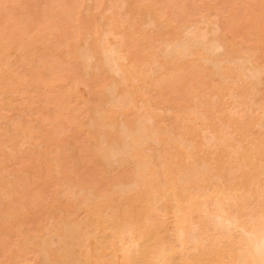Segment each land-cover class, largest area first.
Instances as JSON below:
<instances>
[{"label":"rangeland","instance_id":"1","mask_svg":"<svg viewBox=\"0 0 264 264\" xmlns=\"http://www.w3.org/2000/svg\"><path fill=\"white\" fill-rule=\"evenodd\" d=\"M26 1L0 0V264H48L59 258L61 261L51 264H61L62 259L64 264L72 249L76 256L71 258L81 259L79 263L74 258L76 264L87 260L88 264H125L134 254V264H164V258L170 257L175 264L179 257L180 262L191 264H235L236 260V264H245L249 257L246 264H264L260 253L264 230H259L264 225V0ZM126 43L132 47L126 45L124 50ZM135 53L145 59L141 61ZM225 66L238 67L240 74L230 70L228 77ZM174 71L184 79L173 77ZM141 76H148L149 83L143 80L146 84L141 85ZM206 77L213 79L211 86L206 88L205 82L198 88L203 82L198 79ZM212 84L217 91L211 89ZM191 126L194 133L189 135ZM219 147L218 152L223 157L226 154L224 161L228 159L231 165L225 166V173L212 165L223 160L216 154ZM174 152L184 154L185 165L177 167L178 172L174 169L171 177L172 188L176 194L181 192L180 199L176 194L173 198V190L165 194L172 186L164 185L170 180L165 165L178 158ZM144 168L156 169V182L163 185L162 197L157 196L161 200L137 214L133 209L143 200L138 198L142 197L139 187L150 189V180L155 179L152 169L153 177ZM247 171H251L246 175L248 181L245 178L247 185L244 182L241 189L237 187L239 196L235 190L230 193L231 179L237 180L241 176L237 173ZM222 173L226 176H219ZM141 176H145L143 180ZM110 191L112 196L119 192L123 200L128 198L125 208L136 213L130 212L135 219L127 216L123 222L127 226L121 225L128 231L121 230L112 241L115 243H109L111 248L103 245L98 249L100 244L91 248L94 243L86 244L82 238L84 245L75 248L81 249L82 256L71 247L64 249L72 252L59 257L55 248H63L58 245L63 246L70 234L65 230L74 220V226L80 227L77 225L89 208L86 204L92 202L88 201L94 197L92 203H96L102 194L111 196ZM83 196L89 199L85 204ZM132 196H138L137 201ZM67 200L74 202L66 206ZM190 200L197 205L192 206ZM79 205L83 209L77 208ZM57 220L68 228L62 231ZM52 229H56L54 234ZM151 235L153 239L158 235L157 242ZM42 236L43 243L47 239L49 245L42 243ZM142 236L144 240L150 236L156 245L150 243L153 249L145 260L136 255L141 247L150 246ZM254 245L257 252L251 257L248 253ZM44 247L47 250L43 251ZM87 254L95 257L92 263ZM256 255L261 257L256 259Z\"/></svg>","mask_w":264,"mask_h":264},{"label":"bare ground","instance_id":"2","mask_svg":"<svg viewBox=\"0 0 264 264\" xmlns=\"http://www.w3.org/2000/svg\"><path fill=\"white\" fill-rule=\"evenodd\" d=\"M28 1H29V0H28ZM30 1H31V0H30ZM25 2H27V1L25 0ZM21 3H22V2H21ZM22 4H23V3H22ZM24 4H25V3H24ZM147 5H148V4H147ZM23 6H24V5H23ZM145 7H146V6H145ZM173 12H174V11H172L171 13H173ZM116 13H117V12H116ZM119 14H120V12H119ZM118 16H119V15H118ZM117 19L119 20V18H117ZM205 29H206V28H205ZM50 30H52V29L50 28ZM67 30H68V29H67ZM33 31H34V30H33ZM52 31H55V28H54ZM68 31H69V30H68ZM49 33H50V32H49ZM53 33L55 34V32H53ZM53 33H52V34H53ZM33 36H34V35H33ZM33 36H32V37L30 36V37H31V38H35V37H33ZM60 36H61V35H60ZM200 36H201V35H200ZM55 37H56V34H55ZM61 37H62V36H61ZM36 38H37V37H36ZM58 38H59V37H58ZM31 40H32V39H31ZM33 40H34V39H33ZM35 40H37V39H35ZM35 40L32 41V42H35ZM38 40H39V39H38ZM51 40H53V39H51ZM59 40H60V38H59ZM54 41H55V40H54ZM56 41H57V40H56ZM56 41H55V42H56ZM62 42H64V41H62ZM125 42H127V41H125ZM30 43H31V42H30ZM30 43H29V44H30ZM36 43H37V42H36ZM44 43H45V42H44ZM56 43H57V42H56ZM56 43H55V44H56ZM121 43H122V42H121ZM259 43H260V42H259ZM0 44H2V43H0ZM4 44H5V43H4ZM4 44H3V45H4ZM7 44H8V43H6L5 45L7 46ZM32 44H33V43H32ZM52 44H53V42H52ZM117 44H118V43H117ZM8 45H10V43H9ZM58 45H59V44H58ZM61 45H62V44H61ZM121 45H124V44H121ZM126 45L128 46L129 44L126 43L125 46H123V47H125L124 50H126ZM49 46H51L50 41H49ZM53 46H54V44H53ZM53 46H52V47H53ZM56 46H57V44H56ZM17 47H18V46H17ZM128 47L131 48L132 45H129ZM136 47H137V49L139 48L138 50H140V46H139V45H136ZM22 48H23V47H22ZM129 48H127V50H128ZM24 49H25V48H24ZM49 49H50V48H49ZM51 49H52V48H51ZM53 49H54V48H53ZM119 49H120V48H118V50H119ZM21 50H22V49H21ZM34 50H35V49H34ZM34 50H33V52H34ZM37 50H38V49H37ZM40 50H41V49H40ZM40 50H39V52H40ZM113 50H114V49H113ZM113 50H112V51H113ZM121 50H122V48H121ZM124 50H123V52H124ZM25 51H26V50H25ZM106 51H107V50H106ZM109 51H110V50H109ZM19 52H20V51H19ZM29 52H31V51H29ZM33 52H32V53H33ZM39 52H38V53H39ZM120 52H121V51H120ZM197 52H198V51H196V53H197ZM45 53H46V52H45ZM34 54H35V53H33V54H31V55H34ZM39 54H40V53H39ZM115 54H116V53H115ZM122 54L125 55V52L122 53ZM199 54H200V52H199ZM18 55H19V54H18ZM119 55H121V54H119ZM123 55H121V57H122ZM197 55H198V54H197ZM22 56H23V58H24V57H25V54L22 55ZM22 56H21V57H22ZM47 56H49V55L47 54ZM135 56H137L141 61H143V60L145 59V57H144L142 54H136V53H135ZM145 56L147 57L148 55H145ZM19 57H20V56H19ZM23 58H22V60H23ZM118 58H119V57H116V59H118ZM124 58H125V56H123L122 59H124ZM19 59H21V58H19ZM122 59H120V60H122ZM27 62H28V59H27ZM21 63H22V62H21ZM21 63H20V64H21ZM117 65H118V64H117ZM166 65H168V64H166ZM175 65H176V64H175ZM177 65H178V64H177ZM179 65H180V64H179ZM188 65H189V64H188ZM188 65H187V66H188ZM19 66H20V65H19ZM122 66H123V65H122ZM124 66H126V65H124ZM128 66H129V65H128ZM163 66H164V65H163ZM168 66H169V65H168ZM180 66H181V65H180ZM189 66H190V65H189ZM237 66H238V65H237ZM120 67H121V66H120ZM182 67H183V66H182ZM182 67H181V68H182ZM184 67H185V66H184ZM184 67H183V68H184ZM176 68H177V66H176ZM225 68H226V66H225ZM230 68H232V67L226 68V70H225V72H226V71L229 69V70L227 71V73H226V75H227L228 77H230V76L228 75V72H229L230 70H234V71H236V73L240 74L239 72H237V71H239V68H238V67H237V68H236V67H233L232 69H230ZM234 68H235V69H234ZM122 69H124V68H122ZM129 69H130V68H129ZM169 69H170V68H169ZM240 69H241V68H240ZM125 70H128L127 67H126ZM132 70H134L133 67H132ZM174 70H175V69H174ZM182 70H184V69H182ZM130 71H131V69H130ZM130 71H125V72H128V73H129ZM134 71H135V70H134ZM134 71H133V72H134ZM165 71H166V70H165ZM167 71H168V70H167ZM180 71H181V70H180ZM196 71H197V70H196ZM133 72H131V73H133ZM137 72H139V71L137 70ZM168 72L170 73V71H168ZM176 72H177V71H176ZM176 72L174 71L173 74H175V75H174L173 77H176V75H177V79H179L180 76H178V73L176 74ZM223 72H224V70H223ZM236 73H235V75H236ZM125 74H127V73H125ZM173 74H172V75H173ZM219 74H220V73H219ZM166 75H168V74H166ZM179 75H180V74H179ZM181 75H183V74L181 73ZM221 75H222V74H221ZM221 75H220V76H221ZM226 75L223 76V77H226ZM241 75H242V74H241ZM241 75H240V76H241ZM13 76H14V75H12V76H10V77H13ZM164 76H165V74H164ZM30 77H31V76H30ZM30 77H29V78H30ZM143 77H144V76H143ZM203 77H205V76H203ZM203 77H201V78H203ZM232 77H233V76H231L230 79H232ZM236 77L238 78L239 75L235 76V78H236ZM29 78H27V79L29 80ZM201 78L198 79V80H200L201 82H202V80H203V82H202V83H198L199 85L201 84L200 86L198 85V88L201 89V88H202V84L205 83V82H206V83H205L206 88H208L207 85H209V84H210V80H213V79H211V78L209 79V77H206L207 79H209L208 82H207V80L204 81V79H206V78H204V79H201ZM240 78H241V77H240ZM15 79H16V77H15ZM17 79H18V78H17ZM27 79H26V82L28 81ZM33 79H34V78H33ZM159 79H161V78H159ZM183 79H184V78L181 77V78H180V81L183 80ZM224 79H226V78H224ZM228 79H229V78H228ZM18 80H20V79H18ZM18 80H16V83L19 82ZM139 80H140V81L142 80V81H141V85H143V83H145V82H146V83H149V82H147V81L149 80V79H148V76H146V79L142 78V76H141V77L139 78ZM143 80H145V82H144ZM226 80H227V79H226ZM232 80H233V79H232ZM235 80L238 81V79H235ZM235 80H234V81H235ZM29 81H30V80H29ZM33 81H34V80H33ZM227 81H228V80H227ZM11 82H12V81H11ZM11 82H10V83H11ZM31 82H32V80H31ZM31 82H29L30 85L32 84ZM212 82H213V81H211V83H212ZM221 82H222V81H221ZM221 82H219V83L217 84V87L220 86L219 84H220ZM238 82H239V81H238ZM238 82H237V86L240 87V86L238 85ZM10 83H9V84H10ZM27 83H28V82H27ZM146 83H145V84H146ZM207 83H208V84H207ZM12 84H14V83H12ZM182 84H183V83H182ZM221 84H222V83H221ZM6 85H7V84H6ZM10 85H11V84H10ZM32 85H33V84H32ZM141 85H140V86H141ZM183 85H184V84H183ZM205 85L203 84V86H205ZM218 85H219V86H218ZM234 85H235V84H234ZM22 86H23V85H22ZM209 86H211V84H210ZM212 86H214V84H212ZM223 86H224V85H223ZM221 87H222V86L219 87V91H221ZM142 88H143V87H142ZM147 88L149 89L148 85H147ZM210 88H211V87H210ZM210 88H209V90H211V89L216 90V89H215L216 86H214V88H211V89H210ZM233 88L235 89L234 86H233ZM203 89H204V87H203ZM217 89H218V88H217ZM198 90H199V89H198ZM205 90H206V89H205ZM207 90H208V89H207ZM140 91H141V90H140ZM216 91H217V90H216ZM219 91H218V93H219ZM237 91H238V90H237ZM148 92H150V91H148ZM213 92H214V91H213ZM239 93H240V92H239ZM239 93H238V94H239ZM141 94H142V93H141ZM210 94H212V92H210ZM213 94H214V93H213ZM213 94H212V96H213ZM216 94H217V93H215L214 95L217 96L218 94H217V95H216ZM242 94H243V93H242ZM207 95H208V92H207ZM197 96H198V95H197ZM210 96H211V95H210ZM240 96H241V94H240ZM242 96H243V95H242ZM198 97H199V96H198ZM199 98H201V97H199ZM204 98H205V97H204ZM207 98H209V95H208ZM200 100H201V99H200ZM202 100H203V97H202ZM205 100H206V99H205ZM250 102H251V101H250ZM243 112H244V111H243ZM246 113H248V112H246ZM246 113H242V114H244V116H245ZM246 115H247V114H246ZM232 117H233V116H232ZM240 117H241V116H240ZM189 118H190V117H189ZM228 118H229V117H228ZM241 118H242V117H241ZM190 119H192L191 121L194 120V118H192V117H191ZM229 119H230L231 121H232V119H233V121H235L237 118H236V117H233L232 119H231V118H229ZM238 119H239V118H238ZM242 119H243V118H242ZM240 120H241V119H240ZM236 121H237V120H236ZM192 123H193V122H192ZM251 126H252V125H251ZM191 128H192V126L190 127V130H191ZM193 129H194V128H193ZM195 129H196V128H195ZM195 129H194V130H195ZM189 132H190V131H189ZM159 133H160V132H159ZM192 133H194V131L191 130V132H190L189 135H191ZM27 134H28V133H27ZM215 137H216V136H215ZM164 139H165V138H164ZM214 139H215V138H214ZM219 139H220V136H219ZM162 140H163V139H162ZM165 140H166V139H165ZM212 140H213V139H212ZM215 140H216V139H215ZM222 143H223V141H222ZM201 144H202V143H201ZM220 144H221V143H220ZM202 145H203V144H202ZM199 146H200V145H199ZM219 146H220V145H219ZM222 146H224V145H222ZM217 147H218V145H217ZM220 147H221V146H220ZM220 147L217 148V150H216V154H219V153H220L218 156H221V155H222L221 152H218V151L221 150ZM224 147L227 148V146H224ZM224 147H223V148H224ZM248 147H249V146H248ZM201 148H202V147H201ZM246 148H247V147H246ZM219 149H220V150H219ZM164 150H166V149H164ZM168 150H169V149H168ZM222 151H223V154H225V150H222ZM205 152H206V150H205ZM169 153H170V152H169ZM174 153H175V152H174ZM182 154H183V153H182ZM227 154H228V153H227ZM97 155H99V154H97ZM173 155H174V154H173ZM176 155H177V157H178L176 160L173 159V158H171V160L173 159L172 161L170 160V161H171L170 164H172V165H170V164H169L170 161H168V164H169V165H165L166 167L164 166V167H165V172H166L165 175L167 176V178H168V177L170 178V180L165 179V180H167V183H166V181H164V185L167 184L166 186H169V184L172 183L171 177H172L173 174H175V170H177V167H179V166H181V165H182L181 167H183V166L185 165L184 159H183V157H182L184 154H183V155H180V152H179V153L177 152V153H175L174 156H176ZM178 155H179V156H178ZM180 156H181L182 158H180ZM225 156H226V154L224 155V157H223V155H222V159H223V160H221V158L219 157L221 162H218V161H219L218 158H217L218 160H216V161L213 162V164H212V165H213V169H214V168H217V169L223 171V173H225V171H224L225 166H226V167L231 166V165L228 164V163H229L228 159L224 161ZM97 157H98V156H97ZM171 157H172V156H171ZM227 157H228V156H227ZM203 158H204V157H203ZM182 159H183V160H182ZM210 159H211V158H210ZM239 159H240V158H239ZM241 159H242V158H241ZM202 160H203V159H202ZM212 160H215V157H214V159H212ZM212 160H210V162H211ZM236 161H237V160H236ZM239 161H240V160H239ZM183 162H184V163H183ZM237 162H238V161H237ZM237 162H236V163H237ZM193 163H194V162H193ZM231 163H232V161H231ZM236 163H235V164H236ZM238 163L240 164V162H238ZM183 164H184V165H183ZM239 164H238V165H239ZM228 165H229V166H228ZM240 165H241V164H240ZM149 167H150V166H149ZM193 167H194V166H193ZM193 167H192V168H193ZM236 167H237V165H236ZM146 168H147V167H146ZM146 168H144V170H145ZM179 168H180V167H179ZM192 168H191V169H192ZM231 168H232V167H231ZM150 169H152V173H153V175H154V172L156 171V169H155V171H154V168H149V170L146 169L147 171H150V172H149V175L151 174L150 176L153 177V175H152ZM163 169H164V168H163ZM174 169H175V170H174ZM193 169H194V168H193ZM229 169H230V168H229ZM146 170H145V171H146ZM194 170H195V169H194ZM211 170H212V169H211ZM240 170H241V169H240ZM147 171H146V173H147ZM163 171H164V170H163ZM191 171H192V170H191ZM191 171H189V172H191ZM212 171H213V170H212ZM228 171H229V170H228ZM143 172H144V171H143ZM177 172H178V170H177ZM210 172H211V171H210ZM217 172H218V171H217ZM146 173H144V174H146ZM155 173H156V172H155ZM223 173H222V174H219V176H222ZM227 173H228V172H227ZM229 173H230V171H229ZM239 173H240V172H239ZM239 173H237L238 175H241V176L239 177V179L236 180V178L233 176V177L235 178L236 182H237L236 184L233 183V182H235V180H233L234 178L231 179V182H232L231 185L234 184V186L232 187V186L230 185V188H231V190H232L230 193H232L234 190H235V192H236V191H237V187H239V186L241 187L242 184L244 185V182H245V184L248 183V182H247V181H248V179H247L248 176H246V175L249 174V173H251V171H249V172L247 171V172H244V173L241 172L240 174H239ZM163 174H164V173H163ZM230 174H231V173H230ZM141 175H143V173H142ZM147 175H148V174H147ZM149 175H148V176H149ZM165 175H164V177H166ZM224 175L226 176V174H224ZM224 175H223V177H225ZM92 176H93V175H92ZM144 177H145V176H143V177L141 176L142 180L144 179ZM237 177H238V176H237ZM141 178H140V180H141ZM154 178H155V175H154ZM227 178H228V177H227ZM245 178L247 179V181H245ZM172 179H173V177H172ZM224 179H226V178H224ZM228 179H229V178H228ZM240 180H241V181H240ZM93 181H95V180H92V183H94ZM147 181H149V180H147ZM156 181H157L156 178H155V179H151V180H150V183H149V186H151V188L148 189V188H149V187H148L147 190H145L146 188H144L145 191L142 189L143 185H142L141 187H139V188L142 190V193H141V194H142V197H138V196H137V197L139 198V200H140V199H143V200H140V202H141V204H142L143 206L140 204V202H138V203L140 204V206H139V204H138L137 206L134 207V209L132 208L133 210H136V211L138 210V211H137V212H138L137 214H139V213L143 210L144 207H145V211H146V209L148 208V205H149V207H152L151 205H152V202H153V201L155 202V201H159V200H161V199H158V198H161V197H162V196H161V197L159 196L160 194H162V191H161V185H162V182H161V184L159 185L158 183H160V182H156ZM207 182H208V181H207ZM223 182H224V180H223ZM225 182H226V181H225ZM225 182H224V185L227 186V185L225 184ZM229 182H230V179H229ZM87 183H88V182H87ZM173 183H174V181H173ZM204 183H206V182H204ZM204 183H203V184H204ZM91 185H92V184H91ZM91 185H90V186H91ZM171 185H172V184H171ZM236 185H238V186H236ZM246 185H247V184H246ZM189 186H190V185H189ZM203 186H204V185H203ZM203 186H202V187H203ZM169 187H170V186H169ZM172 187L175 188V184L172 185L170 188H168V190H166L167 192L165 191V192H166L165 194H167L168 192H170V190H173V191H174V189H173ZM240 187H239V188H240ZM92 188H93V187H92ZM92 188H90V189H92ZM188 188H190V187H188ZM188 188H187V189H188ZM239 188H238V190H239ZM2 189H3V188H2ZM4 189H5V188H4ZM240 189H241V188H240ZM162 190H163V185H162ZM2 191H3V190H2ZM6 191L8 192V190H6ZM191 191H192V190H191ZM185 192H186V191H185ZM189 192H190V191H189ZM235 192H233V193H235ZM134 193L136 194V192H134ZM139 193H140V192H139ZM171 193H173V192H171ZM171 193H170V194H171ZM199 193H200V192H199ZM230 193H229V194H230ZM5 194H7V193H5ZM109 194H111V191L109 192ZM115 194H116V193H115ZM141 194H139V196H140ZM165 194H163V195H165ZM170 194H169V195H170ZM175 194H176V192L174 191V195L172 194L173 198L175 197ZM178 194L181 195V192H178V191H177V194H176V195H177L176 198L180 199V197H179L180 195H178ZM196 194H198V192H197ZM201 194H202V193H201ZM235 194L239 196L238 191H237ZM2 195H4V194H2ZM102 195L105 196V194H102ZM118 195H119V192H118L117 196H114V193H113V196H112V194H111L112 197H111V196H105V197L103 196V198H102V196H100V198H99V197L97 196L98 199H97V198H96V199H97L98 201H97L96 203H92V202L95 201V200H92L94 197H92V199L89 200V199H86L87 196H86V197L83 196L82 198H84L85 200L83 199L82 203L85 204V202L88 201V200H89L88 202L92 201L91 203H87V204H86V206L88 205L87 207H89V208L84 207V210H86L85 208H87V215H86V216H85V215L83 216L85 219H82V218H81V221H79V224H80V225H77V226H80V227H76V226H74V225L77 224V222H76L75 220H74V221L76 222V224H75V222L73 221V223H72V225L74 224L73 226H71V227L69 226L70 228L66 227V228H68V229L65 230V232L68 231V233H70V234H67V233H66V234L68 235V237L70 236V237L72 238V239H71V238H70V239H71V241L73 240V242H72V244H71V241H70L69 244H71V245H69V244L66 242V240L68 239V237H67V236H64L65 238L67 237L66 240L63 239V238H61L62 241L65 240L64 243L62 242L64 245H63V246H61L62 244H61V245H58V246H60V248H62V247H63V248L60 250L59 248L56 247L55 249H57V251H56L55 253H59L60 256H59V255H58V256L61 257V255H62V258H63V257L66 256V254L68 255L70 252L73 251L74 254H73V253H70L71 255H70V254L68 255V256L70 257V260H71V261H70V260H68V261H70V264H74L75 262H72V261L76 259V257H74V256H76V254H75L76 252H74V250H73L72 248H74V249L77 248V246L82 242V240H83V241L87 240V241H86V244H87L88 241H90L91 243H94V246H95V244H96L95 247L92 245L91 248H92V247H93V248H96V247L98 248V245L100 244L98 249H100V247L102 248L103 245H104V246L106 245L105 247H106V248H109V247H110V246H109V243L114 244L115 242H112V241H113V239H114V241L116 240V239H115L116 236H120L119 234H120V231H121V230H122V231H125V232L128 231V230L123 229L125 226H127V225L123 224V222H127V220L125 221V218H126L127 216H129L128 219H130V218L135 219V215H134V217H133L132 215H130L131 213H135V211H133V210H127V209L125 208V206H124V205H125V202L128 201V198H127V200L125 201V198H124V200H123V198H122L121 196H118ZM226 195L229 196V195H228V192H227ZM230 195H231V197H234V196H232V194H230ZM233 195H234V194H233ZM134 196H135V195H134ZM157 196H158V198H156ZM166 196H167V195H166ZM181 196H182V195H181ZM187 196H188V195H187ZM199 196H200V194H198V197H199ZM132 197H133V196H132ZM137 197H135V198L133 197V201H137V200H136V199H138ZM195 197H197V196L195 195ZM198 197H197V198H198ZM200 197H202V196H200ZM240 197H241V196H240ZM240 197H239V198H240ZM243 197H244V196L242 195V198H243ZM67 198H68V197H67ZM191 198L195 199L193 196H192ZM227 198H228V197H227ZM68 199H69V198H68ZM80 199H81V198H80ZM80 199H79V200H80ZM144 199H145V201H146V202H145L146 204L144 203ZM157 199H158V200H157ZM199 199H200V198L195 199V200H198V201H199ZM232 199H233V198H232ZM70 200H71V199H70ZM81 200H82V199H81ZM77 201H78V199H77ZM84 201H85V202H84ZM193 201H194V200H193ZM68 202H70V201L67 200V202L65 203L66 206L73 204L74 201H72V202H70V203H68ZM189 202L191 203V200H190ZM76 203H77V202H75V204H76ZM78 203L80 204V202H78ZM143 203H144V204H143ZM190 203H189V204H190ZM194 203H195V202H194ZM166 204H167V206L169 205L168 203H166ZM166 204H165V205H166ZM178 204H179V203H178ZM178 204H177V206H178ZM192 204H193V203H191V205H192ZM76 205H78V204H76ZM80 205H81V204H80ZM80 205H79V206H80ZM144 205H146V206H144ZM153 205H155V204H153ZM179 205H180L181 208H182V203H180ZM194 205H197V202H196ZM194 205H192V206H194ZM79 206H77V208H80V210H81V209H83L81 206H84V205H81L80 207H79ZM138 206H139L140 211H139V209H137ZM180 206H178V207H180ZM69 207H71V206H69ZM129 207H130V206H129ZM136 207H137V208H136ZM168 207L171 208L170 205H169ZM183 207H184V204H183ZM186 207H188V206H185V208H186ZM72 208H73V207H72ZM135 208H136V209H135ZM165 208H166V207H165ZM174 208H175V207H174ZM181 208H180V209H181ZM188 208H189V207H188ZM197 208H198V207H197ZM67 209H69V208H67ZM128 209H129V208H128ZM172 209H173V208H172ZM182 209H183V208H182ZM76 210H77V209H76ZM175 210H177V209H175ZM186 210H187V209H186ZM28 211H29V210H28ZM145 211H144V212H145ZM170 211H172V210H170ZM183 211L185 212V209H183ZM191 211H192V208H191ZM76 212H77V211H76ZM130 212H131V213H130ZM188 212L190 213V211H188ZM9 213H11V212H9ZM51 213H52V212H51ZM82 213H85V212L82 211ZM220 213H222V212H220ZM220 213H219V214H220ZM13 214H14V212H13ZM27 214H28V213H27ZM135 214H136V213H135ZM175 214L178 215V213H175ZM179 214H180V213H179ZM181 214H182V213H181ZM217 214H218V213H217ZM217 214H215V216H217ZM50 215H51V214H50ZM50 215H49V216H50ZM186 215H187V214H186ZM14 216H15V218H17V217H16V214H15ZM76 216H77V215H76ZM130 216H131V217H130ZM218 216H219V215H218ZM222 216H223V215H222ZM222 216H220V217H222ZM24 217H25V216H24ZM50 217H51V216H50ZM74 217H75V216H74ZM227 217L229 218V216H227ZM227 217L225 216L224 218H226V220H227ZM7 218H8V217H7ZM151 218H152V217H151ZM153 218H154V217H153ZM153 218H152V219H153ZM12 219H13V218H12ZM78 219H80V218H78ZM126 219H127V218H126ZM177 219L179 220V218H176V220H177ZM180 219H181L180 221H183V220H184V219H182V218H180ZM218 219H219V218H218ZM263 219H264V218H263ZM16 220H18V219H16ZM22 220L24 221V219H22ZM65 220H66V219H65ZM82 220H83L84 222H83ZM153 220H154V219H153ZM221 220H222V219H221ZM230 220H231V218H230ZM232 220H233V219H232ZM60 221H62V219H60ZM68 221L72 222L71 220H68ZM68 221H67V222H68ZM155 221H156V220H155ZM180 221H179V222H180ZM184 221H185V220H184ZM261 221H262V220H261ZM8 222H10V220H8L7 223H8ZM55 222H56V221H55ZM57 222H58V226H60V223H62V222L59 223V220H57ZM70 222H68V223H70ZM80 222H82L83 227L81 226L82 224H81ZM129 222H130V221H129ZM148 222H149V220H148ZM177 222H178V221H177ZM217 222H218V220H217L215 223H217ZM219 222H221V221L219 220ZM222 222H223V221H222ZM225 222H226V221H225ZM228 222H229V221H228ZM231 222H232V221H231ZM234 222H236V221H234ZM13 223H14V222H13ZM63 223H64V222H63ZM68 223H67V224H68ZM149 223H150V222H149ZM173 223H175V222H173ZM180 223H181V222H180ZM239 223H240V222H239ZM239 223L237 222V224H239ZM259 223H260V222H259ZM48 224H49V223H48ZM54 224H55V223H54ZM64 224H65V223H64ZM219 224H220V223H219ZM219 224H218V225H219ZM235 224H236V223H235ZM260 224H261V223H260ZM7 225L10 226L11 223H8ZM51 225L53 226V223H52ZM51 225H49V227H50ZM56 225H57V224H56ZM121 225L123 226V228H121V227H122ZM174 225H175V224H174ZM177 225H179V224H177ZM177 225H176V226H177ZM182 225H183V223H182ZM184 225H185V224H184ZM186 225H187V224H186ZM213 225L216 226V224H213ZM220 225H221V224H220ZM240 225H241V224H240ZM262 225H263V224H262ZM5 226H6V225H5ZM65 226H66V224H65ZM65 226L61 225L60 227H61V228H63V227L65 228ZM215 226H213V227H215ZM238 226H239V225H238ZM241 226H242V225H241ZM258 226H259V225H258ZM258 226H257V229H258ZM263 226H264V225H263ZM263 226L261 227V225H260L259 228L261 227V229H259V230H262V229L264 230ZM53 227H54V226H53ZM60 227H58V228H60ZM72 227H73V228H72ZM75 227H76L77 230L74 229ZM81 227H82V228H81ZM177 227H178V226H177ZM216 227H217V226H216ZM216 227H215V228H216ZM12 228H13V227H12ZM51 228H52V227H51ZM64 228H63L62 231H64ZM66 228H65V229H66ZM78 228H79V229H78ZM187 228H189V226H188ZM187 228H186V226H185L184 229H187ZM217 228H218V227H217ZM217 228H216V229H217ZM3 229H4V227H3ZM7 229H8V228H7ZM9 229H10V228H9ZM48 229H49V228H48ZM56 229H57V228H56ZM56 229H52V232H53L54 230H56ZM70 229H74L75 231L73 230V232H72V231L69 232ZM109 229L111 230V233L109 232V233H110V236H109L108 233H106V231H108ZM146 229H147V228H146ZM146 229H145V230H146ZM49 230H50V229H49ZM148 230H149V229H147V234H148V232H149ZM177 230H178V228H177ZM188 230H189V229H188ZM62 231H61V232H62ZM143 231H144V230H143ZM154 231H155V230H154ZM181 231H182V230H181ZM254 231H256V230L254 229ZM52 232H51V234H52ZM55 232H56V231H55ZM55 232H53V234H54ZM57 232H58V230H57ZM65 232H62V233H60V234L65 235ZM125 232H124V233H125ZM151 232H152V231H151ZM151 232H150V233H151ZM183 232H185V230H183ZM188 232H189V231H187V233H188ZM259 232H260V231H259ZM261 232H262V231H261ZM261 232H260V233H261ZM99 233H100V234H99ZM122 233H123V232H122ZM152 233H153V232H152ZM154 233H155V238H156V232H154ZM159 233L161 234L162 232L160 231ZM164 233H165V232H164ZM51 234H50V235H51ZM60 234H59V237L61 236ZM102 234H104V235H103V237L101 238ZM106 234H107V236H105ZM254 234H255V233H254ZM254 234H252V235H254ZM257 234H258V231H257ZM262 234H263V233H262ZM26 235H27V234H26ZM144 235H146V234L144 233ZM144 235H143V236H144ZM149 235H150V234H149ZM152 235H153V234H152ZM152 235H151V238L153 239V236H152ZM179 235H181V234H179ZM187 235H188V234H187ZM258 235H259V234H258ZM263 235H264V234H263ZM263 235H262V237H263ZM29 236H32V235H29ZM43 236H44V235H43ZM43 236L40 238L41 241H42V239L44 240V238H45V236H44V238H43ZM46 236H47V238L49 239L48 235H46ZM104 236H105V237H104ZM123 236H124V235H123ZM143 236H142V240H144V239H143ZM162 236H163V235H162ZM183 236H184V235H183ZM183 236H182V237H183ZM255 236H256V235H255ZM144 237H145V236H144ZM165 237H166V236H165ZM250 237H251V236H250ZM250 237H249V238H250ZM259 237H261V236H258V237H256V238L259 239ZM82 238H85V240L82 239ZM118 238H119V237H118ZM122 238H124V237H122ZM25 239H26V238H25ZM27 239H28V237H27ZM31 239H32V238H31ZM40 239H39V240H40ZM157 239H158V235H157ZM157 239H153V240H156V242H157ZM184 239L186 240L187 237H184ZM252 239H253V238H252ZM252 239H251V240H252ZM258 239H256V240H258ZM32 240H33V239H32ZM32 240H31L30 242H32ZM145 240H146V242L149 241L148 244L151 243V242H150V236L148 237V240H147V239H145ZM145 240H144L143 242H145ZM253 240H255V239H253ZM260 240H262L263 243H264V237H263L262 239H260ZM27 241H29V240H27ZM27 241L24 242L25 245L27 244ZM47 241H48V240L46 239V242H47ZM187 241H188V240H187ZM249 241H250V240H249ZM46 242L43 243V241H42V243L45 244V245H49V244H50V241L48 242L49 244L46 243ZM65 242H66V243H65ZM97 242H98V243H97ZM143 242L140 243V245L143 244V246H144V243H143ZM252 242H253V241H252ZM60 243H61V240H60ZM182 243H184V242L182 241ZM185 243H186V242H185ZM187 243H188V242H187ZM30 244H32V243H30ZM36 244H38V242H36ZM81 244H82V243H81ZM81 244H80V246L84 245V242H83L82 245H81ZM97 244H98V245H97ZM107 244H108V245H107ZM151 244H152V245H155V243H151ZM151 244H150V246H149V245H147V246L145 245V247H147V248H145V249L141 247V250H140V251L137 250L139 253L137 252L136 255H137V256H138V255L140 256V257H137V258H139V259L141 260V258L144 259V258H146V256L148 257V255H150V249H151V252H152V249H153V248H151ZM259 244H260V243H259ZM38 245H39V244H38ZM40 245H41V244H40ZM45 245H43V246H45ZM90 245H91V244H90ZM90 245H89V246H90ZM140 245H139V247H140ZM249 245H251V244L249 243ZM255 245H256V244H255ZM255 245H254V247H252V249H253V248L255 249ZM263 245H264V244H263ZM43 246H42V247H43ZM108 246H109V247H108ZM155 246H156V245H155ZM198 246H199V245H197L196 247H198ZM247 246H248V245H247ZM261 246H262V245H261ZM39 247H41V246H39ZM50 247H51V246H50ZM50 247H49V248H50ZM52 247H53V246H52ZM52 247H51V248H52ZM71 247H72V248H71ZM85 247H86V246H85ZM105 247H104V248H105ZM111 247H112V246H111ZM111 247H110V248H111ZM182 247H183V246H182ZM248 247H251V246H248ZM47 248H48V247H47ZM47 248L44 247V250H43V251L47 250ZM64 248H71L72 251L70 250V252L68 251V252H69V253H68V252H67V249L65 250ZM79 248H80V247H78V249H79ZM81 248H83V247H81ZM173 248H174V247H173ZM198 248H199V247H198ZM198 248H197V250H198ZM225 248H226V247H225ZM55 249H54L53 251H55ZM58 249H59L60 251H59ZM83 249H84V248H83ZM98 249H97V250H98ZM102 249H103V248H102ZM138 249H140V248H138ZM142 249H143V250H142ZM184 249H185V247H184ZM219 249L221 250V248H219ZM249 249H250V248H249ZM254 249H253L252 251H250V253H248V255H249V254L252 255V253L254 252ZM75 250H77V249H75ZM84 250H85V249H84ZM88 250H89V249H88ZM170 250H171V249H170ZM195 250H196V249H195ZM222 250L224 251L225 249H222ZM226 250H227V249H226ZM226 250H225V251H226ZM260 250H261V249H260ZM260 250H259V251H260ZM40 251H41V250H40ZM50 251H51V250H50ZM50 251H49V252H50ZM77 251H79V250H77ZM80 251H81V249H80ZM80 251H79V257L82 256V255H80ZM100 251H101V250H100ZM171 251H172V250H171ZM173 251H174V249H173ZM182 251H183V249H182ZM184 251H185V250H184ZM187 251H188V250H187ZM216 251H219V250L216 249ZM228 251H229V250H228ZM248 251H249V250H248ZM259 251H258V252H259ZM81 252H82V251H81ZM105 252H106V251H105ZM134 252H135V251H134ZM256 252H257V251H256ZM256 252H254L253 255H255ZM43 253H45V252H43ZM89 253H90V252H89ZM142 253H143V254H146V255H143V256H142V255H141ZM165 253H166V251H165ZM260 253H261V256H262V258H263V257H264V254H263V253H264V249H263V248H262V251H260ZM40 254H41V253H40ZM46 254H47V253H46ZM50 254H51V252H50ZM50 254H49V255H50ZM121 254H122V253H121ZM189 254H191V251H190ZM224 254H225V253H224ZM230 254H231V253H230ZM245 254H246V252L244 253V255H245ZM262 254H263V255H262ZM47 255H48V254H47ZM54 255H56V254H53V256H54ZM72 255H74V256H73V259L71 258ZM84 255H85V254H83V256H84ZM122 255H123V254H122ZM170 255H171V254H170ZM176 255H177V254H176ZM217 255H219V254H217ZM232 255H233V254H232ZM242 255H243V253H242ZM246 255H247V254H246ZM248 255H247V257H248ZM253 255H252L251 257H253ZM77 256H78V255H77ZM87 256H88V254H87ZM87 256H86V257H87ZM117 256H118V255H117ZM132 256H133V255H131V258L129 257V259H131V261L128 260V259L125 257L128 261H130L129 264H134V262L132 261V258L135 256V254H134L133 257H132ZM261 256H260V257H261ZM69 257H67L66 259H68ZM161 257H162V256H161ZM165 257H167V256H165ZM239 257H240V256H239ZM245 257H246V256H245ZM254 257H256V259H257V257H259V255H258V256L256 255V256H254ZM260 257H259V258H260ZM49 258H50V256H49ZM55 258H56V257H55ZM74 258H75V259H74ZM87 258H88V259H91L92 257H90V255H89ZM94 258H95V257H93L92 259L94 260ZM121 258H122V256H121ZM162 258H164V257H162ZM162 258H161V259H162ZM168 258H169V257H168ZM170 258H171V257H170ZM170 258H169V259L164 258V261H163L164 264H175V263H171V261H170L171 259H170ZM174 258H178V257L175 256ZM179 258H180V260L178 261L179 263H181V264H183V263H184V264H191V262H190V263H185V261H184L183 258H182V260H183L184 262L182 263V262H180V261H181V257H179ZM234 258H235V260L237 259L236 257H234ZM234 258H233V259H234ZM262 258H261V259H262ZM53 259H54V258H53ZM59 259H61V258H59ZM59 259H57V260L54 259V260L57 261V262H58V261H61V260H59ZM78 259H79V258L77 257V259H76L77 262H79ZM92 259H91V262H90V263L93 262ZM139 259L136 260V257H135V258H134V261L136 260L137 262H139V261H138ZM143 259H142V261H143ZM241 259H242V257H241ZM244 259H245V258H244ZM244 259H243V260H244ZM248 259L250 260L251 258L249 257ZM51 260H52V259H51ZM95 260H96V259H95ZM121 260H122V259H120V261H121ZM144 260H145V259H144ZM174 260H175V259H174ZM174 260H173V261H174ZM177 260H178V259H177ZM185 260H187V259H185ZM249 260H245V261H243V262H245V264H246V262L249 261ZM253 260H254V259H253ZM55 261H53V262H55ZM64 261H65V260L62 259V262H64ZM66 261H67V260H66ZM68 261H67L66 263H64V264H67ZM87 261H88V263H89L90 260H87ZM87 261H85V263H86ZM128 261H127V263H128ZM136 261H135V262H136ZM173 261H172V262H173ZM254 261H255V260H254ZM53 262H51V263H53ZM62 262H61V264H63ZM71 262H72V263H71ZM80 262H81V259H80ZM80 262H79V263H80ZM82 262H83V260H82ZM94 262H95V261H94ZM122 262H123V261H122ZM137 262H136V263H137ZM165 262H166V263H165ZM233 262H234V261H233ZM236 262H237V260L235 261V264H236ZM252 262H253V261H252ZM252 262L250 261V263H247V264H253ZM15 263H16V262H15ZM17 263H18V262H17ZM19 263H20V262H19ZM51 263H48V264H51ZM88 263H86V264H88ZM127 263H125V264H127ZM143 263H144V262H143ZM179 263H178V264H179ZM240 263H242V261H241ZM55 264H56V263H55ZM75 264H76V263H75ZM81 264H82V263H81ZM92 264H93V263H92ZM107 264H108V263H107ZM109 264H111V263H109ZM138 264H142V262L140 261V263H138ZM150 264H151V262H150ZM195 264H196V263H195ZM198 264H199V262H198ZM209 264H211V263H209ZM230 264H231V263H230ZM242 264H243V263H242ZM257 264H258V262H257Z\"/></svg>","mask_w":264,"mask_h":264}]
</instances>
